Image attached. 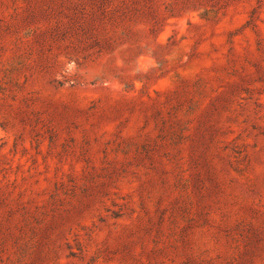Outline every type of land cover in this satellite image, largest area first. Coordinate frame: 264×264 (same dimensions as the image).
Here are the masks:
<instances>
[{"label":"rangeland","instance_id":"rangeland-1","mask_svg":"<svg viewBox=\"0 0 264 264\" xmlns=\"http://www.w3.org/2000/svg\"><path fill=\"white\" fill-rule=\"evenodd\" d=\"M0 264H264V0H0Z\"/></svg>","mask_w":264,"mask_h":264}]
</instances>
